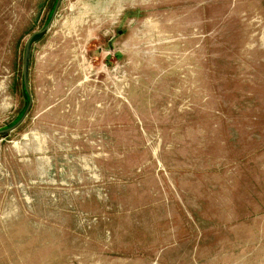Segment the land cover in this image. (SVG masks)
I'll return each instance as SVG.
<instances>
[{
	"label": "rangeland",
	"instance_id": "374dc122",
	"mask_svg": "<svg viewBox=\"0 0 264 264\" xmlns=\"http://www.w3.org/2000/svg\"><path fill=\"white\" fill-rule=\"evenodd\" d=\"M56 0H0V129ZM0 136V264H264V0H61Z\"/></svg>",
	"mask_w": 264,
	"mask_h": 264
},
{
	"label": "water",
	"instance_id": "95a60500",
	"mask_svg": "<svg viewBox=\"0 0 264 264\" xmlns=\"http://www.w3.org/2000/svg\"><path fill=\"white\" fill-rule=\"evenodd\" d=\"M60 2H61V0H56L53 12H52L51 17H50L48 23L46 24V26H44L40 31L32 34L26 42V46H25V50H24V56H23L22 77H23V84H24L25 91L29 97L28 105H27L24 113L20 117V119L15 124H13L12 126H10L8 128L0 129V136H5V135L9 134L10 132L14 131L16 128H18L22 124V122L24 121V119L26 118V116L28 114V111H29L31 103H32V98L28 92V87H27V67H28L29 47H30L32 40L36 36L45 33L50 28V26L54 20L55 14L57 12V9L60 5Z\"/></svg>",
	"mask_w": 264,
	"mask_h": 264
}]
</instances>
